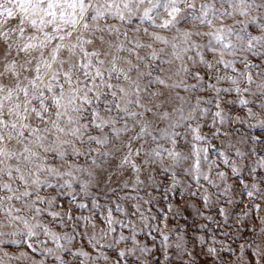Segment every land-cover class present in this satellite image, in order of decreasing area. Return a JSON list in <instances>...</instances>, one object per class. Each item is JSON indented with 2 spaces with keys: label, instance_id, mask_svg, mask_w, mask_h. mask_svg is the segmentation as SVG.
Listing matches in <instances>:
<instances>
[{
  "label": "snow or ice",
  "instance_id": "6c2138e0",
  "mask_svg": "<svg viewBox=\"0 0 264 264\" xmlns=\"http://www.w3.org/2000/svg\"><path fill=\"white\" fill-rule=\"evenodd\" d=\"M0 264H264V0H0Z\"/></svg>",
  "mask_w": 264,
  "mask_h": 264
}]
</instances>
